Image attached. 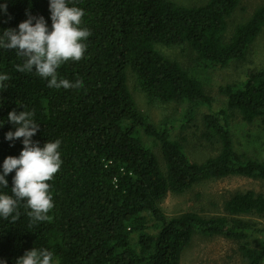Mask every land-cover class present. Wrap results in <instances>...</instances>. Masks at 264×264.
<instances>
[{
  "label": "trees",
  "instance_id": "trees-1",
  "mask_svg": "<svg viewBox=\"0 0 264 264\" xmlns=\"http://www.w3.org/2000/svg\"><path fill=\"white\" fill-rule=\"evenodd\" d=\"M240 2L68 0L85 10L81 26L91 35L84 58L61 65L58 79H82L81 88H52L35 69L19 72L16 65L25 58L0 48V74L10 76L0 89V173L4 159L23 148V138H5L17 127L8 120L13 109L34 110L39 129L32 139L41 147L59 139L63 161L49 182L55 205L49 221L32 223L26 202L15 222L0 217V260L16 264L35 247L53 251L58 264H179L193 236L201 235L234 240L246 264H264V225L257 221L264 219V191L229 192L216 215H204L201 208L168 217L159 206L167 194H185L208 179L264 181V159L236 150L229 124L237 112L264 130V65L220 87L226 101L219 110H210L206 91L209 69L242 61L255 40L264 39V0L245 19L229 21ZM4 3L0 34L18 30L29 13L43 16L51 30L50 0ZM177 49L192 59V68L184 67ZM129 75L148 102L184 107L182 118L176 108L154 123L130 92ZM179 126L191 127L200 148L211 143L216 152L194 160L186 137L172 135ZM14 176L15 170L0 192L11 194Z\"/></svg>",
  "mask_w": 264,
  "mask_h": 264
},
{
  "label": "clouds",
  "instance_id": "clouds-1",
  "mask_svg": "<svg viewBox=\"0 0 264 264\" xmlns=\"http://www.w3.org/2000/svg\"><path fill=\"white\" fill-rule=\"evenodd\" d=\"M51 30L43 16H33L18 25V30L4 29L0 34V48L15 49L17 55L25 58L23 64L16 65L19 72H32L48 79L52 88L69 89L83 87V80L74 83L68 79H58L57 70L68 61H80L87 50V39L91 35L87 27H82L85 10L69 6L68 0H50ZM0 11L7 13V3L0 4ZM35 21V23H33ZM50 78V79H49ZM8 74H0V89H5ZM20 106L19 103H17ZM34 110L15 109L8 113V120L16 125V130L6 133V139L23 138V148L19 156H7L0 173V185L7 188L6 176L15 170L11 194L0 192V217L15 222L20 217L22 202L32 223L49 221V213L54 208V198L49 183L59 172L63 163L59 151L61 141H47L42 147L32 138L39 129L34 120ZM3 121H0V125ZM0 264H7L0 260ZM16 264H58L54 252L47 248L26 251L16 259Z\"/></svg>",
  "mask_w": 264,
  "mask_h": 264
},
{
  "label": "rangeland",
  "instance_id": "rangeland-1",
  "mask_svg": "<svg viewBox=\"0 0 264 264\" xmlns=\"http://www.w3.org/2000/svg\"><path fill=\"white\" fill-rule=\"evenodd\" d=\"M182 5H201L207 0H175ZM262 0H241L240 7L235 11L231 20L235 23L241 18L247 17L253 9L258 6ZM243 8L244 11L240 10ZM166 52L169 50L165 49ZM174 54L181 60L185 68H192L193 61L188 56H183L177 50ZM264 65V39L257 38L250 47L249 54L238 62H230L225 67H214L208 70V80H206V91L212 97V106L210 110L216 111L223 106L226 96L219 93V88L230 83L243 80L248 68L259 67ZM128 85L130 92L135 97L139 108L148 113L154 123H159L161 118L173 115L178 111V119L183 116V108L176 105L160 106L156 103L148 102L142 94L133 86V78L129 75ZM203 113L209 112L205 107L201 109ZM230 131L234 140V147L256 157L259 160L264 159V130L256 120L253 123H246L241 119L239 114L234 112L229 118ZM202 127H197L194 131L198 132ZM192 128L177 127L172 129V135H182L186 137L184 143L189 146V154L194 160H201L216 152L215 146L210 143L204 148L191 138ZM145 140L152 141L151 138L141 133ZM159 148V147H158ZM193 150H192V149ZM156 149V148H155ZM159 163L162 164L159 149ZM264 191V181L255 180L247 177L230 176L220 179H208L195 185L189 192L182 195L167 194L159 203L160 208L168 217L180 214L185 211H200L204 215H216L221 210V203L224 196L235 190L245 191ZM199 209V210H198ZM257 221L264 225V219L259 218ZM255 242V241H253ZM238 243L234 240L222 237H204L201 235L193 236L189 245L183 250L179 264H246L243 256L238 250Z\"/></svg>",
  "mask_w": 264,
  "mask_h": 264
}]
</instances>
